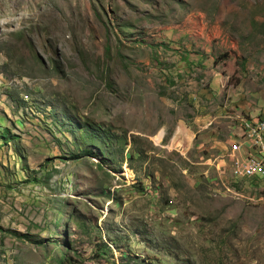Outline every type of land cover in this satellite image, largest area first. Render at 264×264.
Listing matches in <instances>:
<instances>
[{
	"label": "rangeland",
	"instance_id": "1",
	"mask_svg": "<svg viewBox=\"0 0 264 264\" xmlns=\"http://www.w3.org/2000/svg\"><path fill=\"white\" fill-rule=\"evenodd\" d=\"M255 119L264 0H0V264H264Z\"/></svg>",
	"mask_w": 264,
	"mask_h": 264
},
{
	"label": "built area",
	"instance_id": "2",
	"mask_svg": "<svg viewBox=\"0 0 264 264\" xmlns=\"http://www.w3.org/2000/svg\"><path fill=\"white\" fill-rule=\"evenodd\" d=\"M257 123L260 124V131H252V128H249V138L256 139V148L259 151L264 152V119H255ZM238 140L232 144L234 151L243 154L242 169L235 171V176L238 178L252 179L259 178L264 179V165L261 162H256L252 160L251 151L248 150L247 142Z\"/></svg>",
	"mask_w": 264,
	"mask_h": 264
},
{
	"label": "trees",
	"instance_id": "3",
	"mask_svg": "<svg viewBox=\"0 0 264 264\" xmlns=\"http://www.w3.org/2000/svg\"><path fill=\"white\" fill-rule=\"evenodd\" d=\"M83 130V131H82ZM82 131V136H83V132L88 135L90 138L95 139L97 141H101L103 143H106L108 141V139L105 136H101L97 130L92 129L88 126H83V128L81 129ZM112 162V159H111Z\"/></svg>",
	"mask_w": 264,
	"mask_h": 264
},
{
	"label": "bare ground",
	"instance_id": "4",
	"mask_svg": "<svg viewBox=\"0 0 264 264\" xmlns=\"http://www.w3.org/2000/svg\"><path fill=\"white\" fill-rule=\"evenodd\" d=\"M250 128H252V131H260V125L258 126V127H256V128H253V127H250ZM248 143V142H247ZM253 151H255V150H253ZM257 152V151H256ZM258 153V152H257ZM260 154V153H259ZM251 155H252V152H251ZM262 164V163H261ZM240 169H242V167H240Z\"/></svg>",
	"mask_w": 264,
	"mask_h": 264
}]
</instances>
